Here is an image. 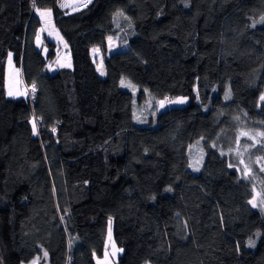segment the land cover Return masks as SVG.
Instances as JSON below:
<instances>
[{
    "label": "trees",
    "instance_id": "1",
    "mask_svg": "<svg viewBox=\"0 0 264 264\" xmlns=\"http://www.w3.org/2000/svg\"><path fill=\"white\" fill-rule=\"evenodd\" d=\"M62 5L0 0V264H98L111 222L117 264H264V137L239 139L264 132V0ZM37 9L53 10L73 66L52 70L51 43L35 115L19 120L28 99L9 96L8 60L24 67Z\"/></svg>",
    "mask_w": 264,
    "mask_h": 264
},
{
    "label": "rangeland",
    "instance_id": "2",
    "mask_svg": "<svg viewBox=\"0 0 264 264\" xmlns=\"http://www.w3.org/2000/svg\"><path fill=\"white\" fill-rule=\"evenodd\" d=\"M83 0H65L66 2V7L68 5H74L76 6L78 3H81ZM88 3L87 0H85ZM83 3V4H84ZM73 7V6H71ZM41 11L45 10H51V9H39ZM39 15V14H38ZM36 15V18H34L33 23L31 24V27L29 28L28 35H27V45H26V58L24 60V67H20L16 64L15 61V56L11 55L9 60H8V68H7V89H8V94L11 92L12 95L9 94V96L14 97V98H27L29 101V104H24L22 107L23 110L25 111V114H32L33 115V101L31 100V86L35 85L33 82L35 81V78L37 74L39 73L43 59L45 58L46 60L49 59V53L51 51V47L48 45L47 38L56 42V47H57V60L56 63L51 65L50 67L52 68L53 71H57L60 67H63L66 64H70V55L68 54L67 50V45L65 42L60 41L61 37H63L61 31L58 29L56 26V23L54 22L53 19V11L51 10V15L48 18H43L39 17ZM52 16V18H51ZM52 19V20H51ZM41 20L43 23L40 24ZM112 38V37H111ZM113 41V39H111ZM96 51H94V58L98 64L99 70L101 73H103V76H106L107 74V68L105 65V56L103 55L102 51L99 48H95ZM117 46L111 43L110 46V52L109 54H112L113 52L117 51ZM73 63V62H72ZM66 65V66H68ZM126 82H129L127 80H124ZM131 82V81H130ZM33 84V85H31ZM132 85H134V89L130 88L131 90H135L136 88L139 89L138 86H136L133 82H131ZM184 98V103H169L167 100H160V101H165L164 106L160 107V101L158 103L160 110H165L169 106H182L187 104L188 98L187 97H180ZM178 98V99H180ZM177 100V99H175ZM174 101V100H173ZM28 103V102H27ZM35 115V114H34ZM33 115V116H34ZM241 133H249L253 138L251 139L252 141H257L261 137L257 135L259 131H254L251 129H246L243 128L239 134V139L242 140L244 138H249L248 135H241ZM264 139V138H263ZM264 141V140H263ZM6 142L5 141H0V151H2L5 148ZM4 162V159L0 160V191H1V181H2V174L4 171V165L2 163ZM22 193V192H21ZM20 199V204H19V209L22 214L27 213L28 211V205H29V196L27 193V189L23 190V193L19 197ZM256 205H259L260 199V193L256 192L255 197H254ZM260 206V205H259ZM8 209L3 210V216L6 219H8ZM7 224V223H6ZM110 228H111V238H109V232H108V237H107V244H106V251L105 253L108 254V264H117L119 261V257L121 256L123 249L118 245L116 242V239L114 237V225L113 222L110 223ZM113 245L115 246L116 254L113 256L112 253L114 251ZM105 257V255H104ZM104 257H100L97 260L103 264ZM16 264H20L18 260H16Z\"/></svg>",
    "mask_w": 264,
    "mask_h": 264
},
{
    "label": "snow or ice",
    "instance_id": "3",
    "mask_svg": "<svg viewBox=\"0 0 264 264\" xmlns=\"http://www.w3.org/2000/svg\"><path fill=\"white\" fill-rule=\"evenodd\" d=\"M87 2H90V0H87ZM35 7V3L33 5ZM64 6V5H62ZM82 6L86 7L87 6V3H84ZM187 7V5H185ZM37 12L38 14L41 16V17H44V16H50L51 15V10H45V11H41L39 9H37ZM117 15H123V13L121 12H118ZM260 22H264V17H261V21ZM255 26V25H253ZM111 37H109V41H111ZM94 51H96L94 49ZM9 56H11V54H9ZM103 74V73H101ZM121 86L122 87H130V88H133L134 89V85L131 84V82H125L123 79L121 80ZM33 91H35V85H33ZM10 95H12V93L10 92L9 93ZM230 97V90L228 92H226L225 94V98L228 99ZM165 100H167V98H165ZM260 101L261 102H264V95H261L260 96ZM169 103H184V98H180V99H177V100H174V101H168ZM164 103L165 101H160V107H163L164 106ZM53 131H55V129H53ZM33 134H36V124L35 122H33ZM241 135H248L250 139H252L253 137L249 134V133H241ZM257 135H259L260 137H264V132H259L257 133ZM262 146H264V144H262ZM262 157H258L257 159H261ZM241 163H243V161H241ZM230 167L232 165H229ZM196 171H198L199 169L196 168L194 169ZM262 171H264V168L261 169ZM168 191H171V189H167ZM249 203L253 206V207H256V203H255V200H250ZM262 203H264V201H262ZM257 235H259V233H257ZM109 238H111V228L109 227ZM248 246L249 247H254L255 246V241H253L252 239H249L248 241ZM113 248H114V251L112 253V255L114 256L116 254V249H115V246L113 245ZM44 256L47 257V252L44 253ZM32 264H38V259L37 260H34L32 262ZM98 264H101V262L98 261ZM103 264H108V254L105 253V257H104V261H103Z\"/></svg>",
    "mask_w": 264,
    "mask_h": 264
},
{
    "label": "crops",
    "instance_id": "4",
    "mask_svg": "<svg viewBox=\"0 0 264 264\" xmlns=\"http://www.w3.org/2000/svg\"><path fill=\"white\" fill-rule=\"evenodd\" d=\"M77 1H79V0H77ZM91 1L92 0H90V2H88L87 3V5H89L90 3H91ZM84 2H86L85 0H83L81 3H78L76 6H74V5H71L70 4V6L68 5V7H66V2H65V0H64V6L67 8V9H70V10H77V9H80V8H83L84 6H82L83 5V3ZM71 6H73V7H71ZM53 11V10H52ZM36 15H38V12H37V10L35 11V14H34V16H33V20H34V18H36ZM39 17H41L40 15H38ZM53 16H54V12H53ZM48 17H50V16H44V17H41V19H45V18H48ZM51 18H52V16H51ZM53 19H54V17H53ZM33 20H32V22H31V24L33 23ZM52 20V19H51ZM54 22H55V19H54ZM41 23H43V21L41 20V22H40V24ZM30 27H31V25H30ZM64 37V36H63ZM60 41H63V42H65V44L67 45V50H68V54L70 55V64L68 65V64H66V65H68V66H66V65H64L63 67H72L73 66V60H72V55H71V52H70V47H69V45H68V43H67V41L65 40V38H62L61 37V40ZM56 42L57 41H53V40H50L49 38H47V42L46 43H48V45L52 48V45H51V43H55L56 44ZM27 43H28V41L26 42V45H27ZM27 50V49H26ZM52 50V49H51ZM51 52V51H50ZM26 54H27V52H26ZM26 58V57H25ZM63 67H60V68H63ZM33 84H35L34 82H33ZM33 84H31V85H33ZM27 105L29 104V101H28V103H26ZM22 107H24L23 105H21V106H19L18 108H17V112H16V117H17V119H19V120H21V119H24V118H27V117H32L34 114H35V109H34V104H33V115L32 114H25L24 112V110H23V108ZM0 141H5V140H1L0 139ZM6 142V145H5V148L2 150V151H0V160L1 159H4V162L2 163V165H4L3 167H4V171H3V174H2V181H1V188H2V185H3V176H4V173H5V154H6V151H7V148H8V146H9V141H5ZM5 221H6V219H5ZM7 221H8V219H7Z\"/></svg>",
    "mask_w": 264,
    "mask_h": 264
},
{
    "label": "built area",
    "instance_id": "5",
    "mask_svg": "<svg viewBox=\"0 0 264 264\" xmlns=\"http://www.w3.org/2000/svg\"><path fill=\"white\" fill-rule=\"evenodd\" d=\"M31 91H30V94H31V99L32 101L34 100V97H35V94L39 91V88L35 85V91H33V86H31Z\"/></svg>",
    "mask_w": 264,
    "mask_h": 264
}]
</instances>
